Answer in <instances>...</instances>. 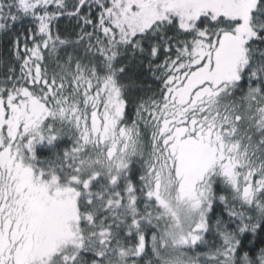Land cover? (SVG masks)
Returning <instances> with one entry per match:
<instances>
[{
	"label": "snow or ice",
	"instance_id": "1",
	"mask_svg": "<svg viewBox=\"0 0 264 264\" xmlns=\"http://www.w3.org/2000/svg\"><path fill=\"white\" fill-rule=\"evenodd\" d=\"M0 264H264V0H0Z\"/></svg>",
	"mask_w": 264,
	"mask_h": 264
}]
</instances>
